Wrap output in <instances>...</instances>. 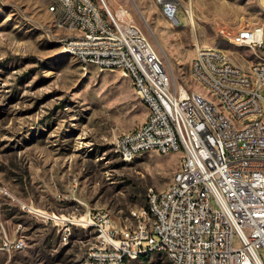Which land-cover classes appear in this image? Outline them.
<instances>
[{"label":"rangeland","instance_id":"374dc122","mask_svg":"<svg viewBox=\"0 0 264 264\" xmlns=\"http://www.w3.org/2000/svg\"><path fill=\"white\" fill-rule=\"evenodd\" d=\"M178 1L180 26L163 18L156 0H105L114 13L128 8L177 83L209 98L191 79L195 44L223 49L247 70L257 58L221 39L218 29L264 23V0ZM50 7L49 0H0V188L7 191L0 221L26 241L22 251L0 253V264H79L99 240L94 227L70 225L66 234L61 222L25 206L65 218L102 208L125 227L148 191L167 189L181 164V155L155 151L131 163L118 157L113 139L141 126L147 109L131 80L84 68L65 53L68 33ZM163 263L166 256L153 252L128 264Z\"/></svg>","mask_w":264,"mask_h":264},{"label":"built area","instance_id":"2783aa9c","mask_svg":"<svg viewBox=\"0 0 264 264\" xmlns=\"http://www.w3.org/2000/svg\"><path fill=\"white\" fill-rule=\"evenodd\" d=\"M62 2L66 11L58 18L64 24L81 25L80 33L66 38L64 49L80 50L84 68L92 66L89 57H97L100 72L121 70L142 104L149 106L146 122L135 134L115 136V153L122 160V155L150 145L168 155L179 152L183 166L175 172L176 186L169 196L148 191L157 212L156 230H149L144 206L131 211L138 213V220L120 228L102 208L65 220L28 206L24 209L46 221L61 222L66 234L70 225L94 227L99 245L89 248L79 264H128L133 260H126L127 252H134V260L142 259L138 250L145 248L170 249L180 264H264L260 253L264 251V125H258V118H264V23L246 24L242 33H231L225 25L218 29L221 39L235 37L252 55L260 52V59L251 61L247 70L216 47L195 46L190 62L191 74L217 90L225 107L247 123V130H240L221 119L206 98L176 82L156 48L148 45V37L132 24L128 8L112 13L103 0ZM156 6L168 23L180 26L178 0H156ZM248 79H255V88H248ZM0 194L7 191L0 188ZM25 247V239L11 234L0 221V253Z\"/></svg>","mask_w":264,"mask_h":264},{"label":"bare ground","instance_id":"6f19581e","mask_svg":"<svg viewBox=\"0 0 264 264\" xmlns=\"http://www.w3.org/2000/svg\"><path fill=\"white\" fill-rule=\"evenodd\" d=\"M52 1H53L54 8H52V7H50V8H51L52 12L54 13V15L57 16L58 27L60 29L65 30L68 33L66 38L75 37V35H77L78 33L81 32V25L73 24V23L64 24V19H59L58 15H64L65 14L66 3L62 2V0H52ZM103 1L107 6V3L105 2V0H103ZM87 2L96 3L95 0H87ZM69 4H78V0H69ZM107 8L109 9L108 6H107ZM121 8H125V7H121ZM118 10L116 12H118ZM186 10L188 11L190 19L193 22L192 8H189ZM131 15H132V24H134L135 27H137V31L139 33L143 34L142 30L135 24L132 13H131ZM244 31H245V26H241L236 30L231 28V33H242ZM143 36H145V35L143 34ZM66 38L63 40V48L67 47V39ZM224 40L226 41V39H224ZM227 42H229L230 44H232L236 47H241V42L236 41L235 37H227ZM148 45H152L149 42V40H148ZM195 46H200V45L198 43H196ZM261 49H264V37H261ZM64 51H65V53L76 58V60L84 66V58H83V55L80 53V50H78L76 48H69V49H64ZM253 55L257 59H260V52H253ZM89 65H92V66H95L96 68H99L98 58L97 57H89ZM114 72H118L121 75V70H114ZM190 73H191V70H190ZM191 79L194 82H197L200 85L204 86L209 91V94L211 97L206 98L205 96L199 94L198 92L190 90L191 93H196V94L200 95L201 98H206V100L208 102V106H212L215 109V111L218 112L221 119H226L228 124H230L231 128H240V130H247V123H244V119H239L238 115H235L230 109H227V107H225V99L220 96V94L217 92V90H214L212 87L208 86L206 84L205 80L198 79V77L195 75L191 74ZM182 87L187 88L183 84H182ZM248 88H255V79H248ZM144 106L147 109V116H148L149 106L148 105H144ZM144 122H146V120ZM258 125H264V118H258ZM128 134H135V130L128 132ZM113 149H114V147H113ZM151 151H155V152H158V153L164 154V155L168 154L167 151L158 150V149H156V147H151L150 145H143L142 147L134 149V151L131 154L122 155V160L126 163H131L141 154L151 152ZM170 154H179V152H171ZM181 166H183V157L182 156H181L180 168H181ZM175 186H176V178L174 175L173 180H172L171 184L169 185V187L165 190H159V193H161L162 196H169V194H171L173 192V190H175ZM40 211H42V210H40ZM53 216H54V218H59V219L65 220V217L60 218L57 215H53ZM144 216H146V218H147L149 230L158 229L157 212H156L155 205L152 204V197L150 195V192L147 193V202H146V205L144 206ZM131 220H138V213H131ZM95 245H99V240ZM91 248H93V247H91ZM153 252L165 255L167 258V261L169 262L168 264H180V257H173L170 249H166V248H154V249L145 248V249L138 250V258H142L143 256L145 257L148 254H151ZM126 260H134V252H127L126 253ZM118 264H126V263H118ZM163 264H165V263H163Z\"/></svg>","mask_w":264,"mask_h":264},{"label":"trees","instance_id":"16d2710c","mask_svg":"<svg viewBox=\"0 0 264 264\" xmlns=\"http://www.w3.org/2000/svg\"><path fill=\"white\" fill-rule=\"evenodd\" d=\"M142 258H144V256Z\"/></svg>","mask_w":264,"mask_h":264}]
</instances>
